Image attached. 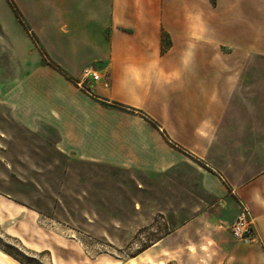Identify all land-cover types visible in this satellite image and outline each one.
Wrapping results in <instances>:
<instances>
[{
  "label": "crops",
  "instance_id": "1",
  "mask_svg": "<svg viewBox=\"0 0 264 264\" xmlns=\"http://www.w3.org/2000/svg\"><path fill=\"white\" fill-rule=\"evenodd\" d=\"M11 2L36 51L8 42L14 117L53 128L63 154L182 182L200 210L183 229L213 230L162 248L169 264H264V0ZM239 204L246 247L228 231Z\"/></svg>",
  "mask_w": 264,
  "mask_h": 264
},
{
  "label": "rangeland",
  "instance_id": "2",
  "mask_svg": "<svg viewBox=\"0 0 264 264\" xmlns=\"http://www.w3.org/2000/svg\"><path fill=\"white\" fill-rule=\"evenodd\" d=\"M0 25V264H169L179 257L162 248L200 243L185 239L213 228L183 229L200 210L182 182L63 154L53 128L14 117L9 93L24 70L11 64L8 42L18 58L36 51L8 0Z\"/></svg>",
  "mask_w": 264,
  "mask_h": 264
},
{
  "label": "built area",
  "instance_id": "3",
  "mask_svg": "<svg viewBox=\"0 0 264 264\" xmlns=\"http://www.w3.org/2000/svg\"><path fill=\"white\" fill-rule=\"evenodd\" d=\"M84 80L99 81L101 75L91 67L84 68L82 71ZM230 232L233 238L240 242L255 240V228L249 209L244 204H239V211L230 225Z\"/></svg>",
  "mask_w": 264,
  "mask_h": 264
},
{
  "label": "trees",
  "instance_id": "4",
  "mask_svg": "<svg viewBox=\"0 0 264 264\" xmlns=\"http://www.w3.org/2000/svg\"><path fill=\"white\" fill-rule=\"evenodd\" d=\"M209 1L211 2L212 5L215 4V0H209ZM8 3H9L10 8H12V11L14 12V14H15L16 18L18 19V21L21 24H23L21 15L19 14L17 8L14 6V4L10 0H8ZM162 38L165 39V36L163 35ZM51 66L57 68V66H55L54 64H51ZM6 254H8V253H6ZM8 255L10 256V254H8Z\"/></svg>",
  "mask_w": 264,
  "mask_h": 264
},
{
  "label": "bare ground",
  "instance_id": "5",
  "mask_svg": "<svg viewBox=\"0 0 264 264\" xmlns=\"http://www.w3.org/2000/svg\"><path fill=\"white\" fill-rule=\"evenodd\" d=\"M132 264H134V262H131Z\"/></svg>",
  "mask_w": 264,
  "mask_h": 264
}]
</instances>
